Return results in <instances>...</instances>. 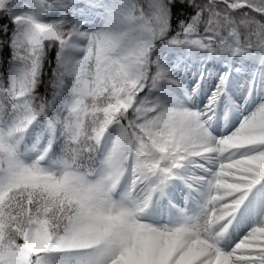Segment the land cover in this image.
Listing matches in <instances>:
<instances>
[{
	"label": "snow or ice",
	"instance_id": "obj_1",
	"mask_svg": "<svg viewBox=\"0 0 264 264\" xmlns=\"http://www.w3.org/2000/svg\"><path fill=\"white\" fill-rule=\"evenodd\" d=\"M0 264H264V0H0Z\"/></svg>",
	"mask_w": 264,
	"mask_h": 264
}]
</instances>
